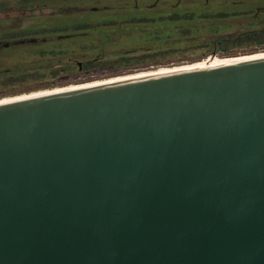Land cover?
<instances>
[{
    "label": "water",
    "instance_id": "water-1",
    "mask_svg": "<svg viewBox=\"0 0 264 264\" xmlns=\"http://www.w3.org/2000/svg\"><path fill=\"white\" fill-rule=\"evenodd\" d=\"M0 264H264V55L0 102Z\"/></svg>",
    "mask_w": 264,
    "mask_h": 264
},
{
    "label": "rangeland",
    "instance_id": "rangeland-1",
    "mask_svg": "<svg viewBox=\"0 0 264 264\" xmlns=\"http://www.w3.org/2000/svg\"><path fill=\"white\" fill-rule=\"evenodd\" d=\"M142 1V7L153 2V0ZM185 1H187V7L190 8L189 11H199L195 2ZM39 3V7H43L46 14L70 6L84 9L82 12L75 13L77 17L69 16L68 19L73 20L74 25L72 26L74 28H76L78 20H89L95 23V27H89L91 33L88 41L91 45L89 48H83L86 40L79 36L80 39L77 37L79 41L75 42H69L66 38L58 39L55 35L63 33L67 29L73 30L72 26L63 22L57 23L56 21L60 19L58 16L46 15L42 18V22H34L32 18L34 13L31 10L38 8L37 2L32 0L29 2L28 0H0V39L9 41L17 38L25 39L19 44L13 43L0 48V80L9 75L19 79L25 74L23 76L25 79L1 83L0 98L59 85L83 83L142 70H154L161 66L191 63L214 54L235 56L264 51V43H240L228 49H218L213 44L196 46L194 43H198L201 37L202 39L203 36H205L204 39L214 38L213 30L221 28L215 24L217 21L215 15L205 19L196 12V15H193L195 18L187 17L189 18L187 26L182 28L178 24L179 22L170 16L172 12L166 10L165 7L155 12L140 8L137 14H133L136 18L132 19L133 16H130L131 7H121L120 5L133 4L135 3L134 0H41ZM166 3L167 1H163V4ZM105 5L109 6L105 11L91 10L92 7L104 6L102 8H105ZM103 15H105V20L102 21ZM162 16L165 18L160 19ZM22 23L25 25L22 26ZM97 24H99L98 28L96 27ZM9 25L13 27H5ZM78 26L82 28L80 23ZM223 29L226 28L222 27L221 30ZM101 30H105L103 34L96 33V31ZM125 31L130 33L122 34ZM235 31L233 29L224 34L230 35ZM99 34L103 36H100V40L105 38V47L100 48L102 42L97 39ZM33 38L37 40L31 41L30 39ZM59 47L75 51L78 57H83V52H85L86 58L100 57L103 60L102 64L90 73L69 74L67 71H60L57 75H53L51 69H47L45 66L55 62V59L53 58L51 61V59L44 58L42 54L49 52L52 56L53 50H57ZM86 48L88 50L83 51ZM152 49L153 53L147 52ZM62 51L64 50L62 49ZM129 52H132V55L122 57L123 54Z\"/></svg>",
    "mask_w": 264,
    "mask_h": 264
},
{
    "label": "trees",
    "instance_id": "trees-1",
    "mask_svg": "<svg viewBox=\"0 0 264 264\" xmlns=\"http://www.w3.org/2000/svg\"><path fill=\"white\" fill-rule=\"evenodd\" d=\"M27 1V0H24ZM49 1V0H48ZM175 1V0H174ZM196 3L199 11L190 10L187 7V1H183L180 6H169L166 4H159L150 11H159L165 7L166 10L172 12L170 16L174 17L178 21L179 25L183 28L187 26L188 16L193 19L195 18L196 12L200 14L201 17H206L215 15L217 21L216 25H219L221 28L225 27L226 29L221 30V28H216L213 30L214 38L208 37V39H203L198 41L196 46L213 44L218 47V49H228L230 47L236 46L240 43H255L261 44L264 43V0H191ZM29 2V0H28ZM2 6V4H1ZM75 7H69L66 9H73ZM60 9V8H59ZM64 9V8H63ZM135 15V14H134ZM133 16V15H131ZM136 16H133L132 19H135ZM164 19L162 16L160 19ZM167 18V17H166ZM190 19V20H191ZM189 20V21H190ZM184 22V23H183ZM118 24V22H116ZM213 25V24H212ZM187 28V27H186ZM199 29V28H196ZM236 30L233 34H224L231 30ZM191 31V29H189ZM196 39V38H193ZM197 41V40H196ZM148 53H153V49L147 51ZM51 56V53L45 52L43 55L44 58L52 59L54 58L55 62H52L45 67L51 69L53 75H57L60 71H65V67L69 66L67 60L60 59L55 52ZM40 73V72H39ZM38 74V73H37ZM23 74L19 79L12 76L4 77L5 79L0 80L1 83H11L17 82L19 80L25 79Z\"/></svg>",
    "mask_w": 264,
    "mask_h": 264
},
{
    "label": "flooded vegetation",
    "instance_id": "flooded-vegetation-1",
    "mask_svg": "<svg viewBox=\"0 0 264 264\" xmlns=\"http://www.w3.org/2000/svg\"><path fill=\"white\" fill-rule=\"evenodd\" d=\"M32 1L37 2V6H38L37 9L32 8V10H31L34 13V14H32L33 21L36 22V23L42 22L43 21L42 18H44L46 15L47 16L48 15H51V16H55V17L56 16L60 17V19L56 21L57 23H59V22L62 23L63 22L65 24L69 25V26H72V25H74L73 24L74 22H73V20L68 19V17L69 16L75 17L77 15L75 13L84 11V9H79V8L75 7L73 9H59V10H56V11H50V13L46 14V11L44 10V8L43 7H39V5H40L39 2L41 0H32ZM134 1H135V3H133V4L127 3V4L120 5L121 7H123V6L128 7V8L131 7V9H130V12H131L130 13V16L133 15V14H135V13L137 14L139 12L138 10L140 8H146L147 10L148 9L151 10V9H153L151 7H154L156 5L161 4V3H163V1H165V2L167 1L166 5H169V6H172L173 7V6H180V5H182V3H183L184 0H175V2L173 0H153L152 3H147L144 7H142V5H141V2H143L142 0H134ZM102 7H104V6H102ZM102 7H96V8H93V7L91 8L90 7V8L93 11H105V9L107 10V8H109L108 5H105V8H102ZM103 20H105V15H103L102 21ZM78 23L81 24V27L82 28H80L78 26ZM24 25L25 24L22 23V26H24ZM97 25L98 26H96V27L98 28L99 27V24H97ZM103 25H105V24H103ZM93 26L95 27V23L92 22V21H89V20H78L77 21V24L75 26L76 28H74L72 26L73 27V30L72 31H69L67 29L63 33H59V34H57L55 36L58 39H64V38H66V39L69 40V42H71V41L72 42L79 41L78 40L79 37L80 38H84L86 40V42L84 43L85 45H83L82 47L83 48H85V47H88L89 48V46L91 45V43L88 41V39L90 38L89 35L91 33L90 32L91 30H89V27H93ZM5 27H13V26L9 25V26H5ZM12 29H14V28H12ZM104 31L105 30L96 31V33H102L103 34ZM128 33H130V32L129 31H125L122 34H128ZM97 36H99V38H97V39L102 42V44L100 45V48L101 47H105V38L102 39V40H100V36H102V35L99 34ZM104 37H105V34H104ZM24 40L25 39H23V38H17V39L10 40V41L7 40V39H0V48L2 46H9V45H11L13 43L14 44H19V43H21ZM30 40L31 41H35L33 39H30ZM62 49L64 51H62ZM85 50L87 51L88 49L86 48L83 51H85ZM53 51L55 52V54H58L57 56H59L60 59L67 60V64L69 66L65 67V71H67L69 74H74V73L84 74V73L93 72L97 66H99V65L102 64V61H103L100 57H97V56L92 57V58H86L85 52H83L84 53V56L83 57H80V56L78 57L75 51H72V50L70 51V50H67V49L62 48V47H59V49L53 50ZM129 51H131V50H129ZM130 55H132V52H129L127 54H123L122 57L125 58L126 56H130ZM65 57H67V58H65Z\"/></svg>",
    "mask_w": 264,
    "mask_h": 264
},
{
    "label": "bare ground",
    "instance_id": "bare-ground-1",
    "mask_svg": "<svg viewBox=\"0 0 264 264\" xmlns=\"http://www.w3.org/2000/svg\"><path fill=\"white\" fill-rule=\"evenodd\" d=\"M260 55H264V51H260V52L257 51L255 53L252 52L249 54H242V55H235V56L209 55L203 58L202 60L191 62V63H184V64L173 65V66H161L154 70H144V71L142 70V71L135 72V73L125 74V75H116V76H112V77H108L104 79H95V80H90V81H86L83 83H72V84H67V85H62V86L59 85V86H55L52 88L38 89V90H34L31 92H27V93L5 96V97L0 98V102L28 97V96L41 95V94H46V93L56 92V91H61V90H67V89H72V88H77V87H82V86H88V85H93V84H100V83H105L109 81L135 77L139 75L151 74L155 72H164V71L181 69V68L214 65V64H220V63L245 59V58H249L253 56H260Z\"/></svg>",
    "mask_w": 264,
    "mask_h": 264
}]
</instances>
